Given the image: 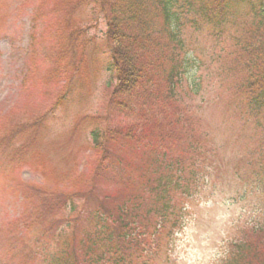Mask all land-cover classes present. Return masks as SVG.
Returning a JSON list of instances; mask_svg holds the SVG:
<instances>
[{"label":"rangeland","instance_id":"rangeland-1","mask_svg":"<svg viewBox=\"0 0 264 264\" xmlns=\"http://www.w3.org/2000/svg\"><path fill=\"white\" fill-rule=\"evenodd\" d=\"M108 1L96 2L103 7ZM96 2L0 0V264H50L62 249L54 239L59 234L50 236L58 226H50L68 217L70 203L62 206L57 196L83 193L74 201L86 207L93 205L85 198L91 188L92 199L125 200L130 182L149 174L157 150L115 143L109 148L126 158L124 167L115 177H97L92 131H122L133 123L143 136L150 123L158 135L177 116L174 129L189 128L209 153L195 164L198 182L188 180L196 187L190 185V196L181 199L169 264H221L245 229L264 227V197L243 195L250 185L247 165L263 161L264 119L234 108L239 99L225 53L230 39L218 43L208 29H184L188 82L179 107L160 112L131 99L122 111L110 102L116 78L109 71L107 25ZM237 5L230 31L244 38L257 23L249 19L252 9L245 0ZM70 230L64 223L58 228Z\"/></svg>","mask_w":264,"mask_h":264},{"label":"trees","instance_id":"trees-1","mask_svg":"<svg viewBox=\"0 0 264 264\" xmlns=\"http://www.w3.org/2000/svg\"><path fill=\"white\" fill-rule=\"evenodd\" d=\"M245 1L252 9L253 16L249 19L257 24L249 26L244 38L230 31L239 0H109L103 7L96 2L107 25L105 49L110 60L109 71L116 78L110 97L113 106L125 111L129 108L127 102L138 99L160 112L179 107L176 102L181 99L183 83L188 82L184 29H208L218 43L226 37L230 39L225 53L232 59L229 71L233 75L235 101L239 99L234 108L241 115L246 111L264 119V0ZM178 22L181 24L173 28L172 24ZM138 114L145 115L141 105ZM177 122H180L178 116L176 121L166 123V128L159 130L158 135L149 127L150 123L144 124L143 136L138 134L140 125L133 123L122 131L121 128L92 131L93 148L98 152L97 177L100 173L115 177L124 167L126 158L112 152L111 144L140 145L137 148L155 149L159 153L149 174L140 173L139 183L130 182L125 200L108 196L92 199L91 188L85 198L95 207L89 203L78 207L74 199L84 196L80 192L57 196L62 206L68 200L70 203L68 217L59 218L50 226H58L50 236L58 233L54 239L62 247L51 257L50 264L174 262L169 245L181 224L184 208L181 199L184 194L190 196L187 192L190 185L196 187L195 164L200 156L209 153L195 132L193 134L189 128L175 130ZM261 156L263 161L258 165H247L250 185L243 192L245 197L252 193L264 197V145ZM236 176L243 179L240 170L236 171ZM188 180L197 182L192 185ZM177 193L180 195L175 197ZM63 223L71 228L68 234L58 231ZM163 237H167L165 243H162ZM221 264H264V227L245 229L239 239L230 243Z\"/></svg>","mask_w":264,"mask_h":264}]
</instances>
